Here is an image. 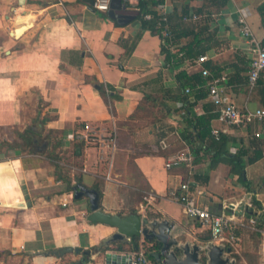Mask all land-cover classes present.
<instances>
[{"label": "crops", "instance_id": "crops-1", "mask_svg": "<svg viewBox=\"0 0 264 264\" xmlns=\"http://www.w3.org/2000/svg\"><path fill=\"white\" fill-rule=\"evenodd\" d=\"M123 3L136 9L138 0ZM89 5L0 0V264H105V249L135 252L120 240L106 246L116 228L88 220V197L75 199L71 189L77 182L100 191L105 212L136 211L167 221L179 244L194 228L206 229L170 197L185 182L194 185L192 193L204 191L195 198L215 213L228 204L242 205L241 216L264 213V137L254 136L259 123L244 129L217 116L211 122L229 136L230 151L243 155L244 181L229 164L210 163L204 151L194 164L192 147L180 134L189 108L211 113L208 94L189 107L184 101L180 73L205 78L195 63L200 55L209 57L203 66L213 75H227L226 90L236 105L264 107L261 90L248 80L253 55L239 23L242 13L264 43V0H164L155 6L160 15L186 14L181 24L191 33L183 44L196 32L201 40L194 50L207 48L193 57L162 32L145 29L138 17L123 24ZM197 13L205 16L195 20ZM20 27L25 29L15 34ZM101 85L110 89L109 105ZM85 123L100 135L116 131L112 157L104 142L76 138ZM161 137L168 143L164 154L157 153ZM180 152L190 153L187 173L166 167ZM55 163L68 166V174L60 175ZM151 245L141 237L136 251ZM62 247L83 251L50 254Z\"/></svg>", "mask_w": 264, "mask_h": 264}, {"label": "built area", "instance_id": "built-area-1", "mask_svg": "<svg viewBox=\"0 0 264 264\" xmlns=\"http://www.w3.org/2000/svg\"><path fill=\"white\" fill-rule=\"evenodd\" d=\"M128 5H135V0H124ZM112 0H94L92 3L93 8L96 11L107 13L111 8ZM204 13H197L193 15L195 20L204 17ZM146 19H151L152 15L147 14ZM239 23L242 27V34L248 38L251 44L252 58L250 61V70L248 74V80L250 85L255 86L258 79L261 76V72L264 70V44L254 37L253 31L246 19V17L240 13ZM158 26H162V33L165 39H171V31L168 26V15L163 12L160 15V21ZM209 59L207 55H200L195 59V63L201 65L202 75L208 79L206 84L207 94L210 101L215 105V111L217 112V119L229 126H236L239 128H250L253 124L259 123L261 128L254 131V136L257 138L264 137V107L251 108H240L233 99L230 97L226 90L225 83L227 81V75L215 76L211 71L203 66V64ZM188 92L189 89L187 88ZM221 130L212 128V134L218 137L221 134ZM76 138L85 144L102 145L104 142L107 146L112 148L111 157L113 156L114 150L116 149V131H112L107 136L100 135L96 129H94L89 123H85L84 129L81 130ZM161 148L165 149L168 147L166 139L160 141ZM191 159L190 153L180 152L172 159L166 162V167L169 169L174 164L183 161H189ZM110 168L112 162L110 163ZM107 179H111V173L108 171L106 175ZM191 183L185 182L178 189L170 191V197L180 202L184 211L187 215L198 219L204 227H208L214 241L223 243L226 241L235 242L238 240L234 233V229L245 226L243 216L236 213L234 210L237 209L235 205L234 210L228 204L221 213H215L209 207L200 204L196 200V196L204 195L203 190H198L197 193L191 192ZM230 208L231 212H227L226 209ZM251 222L254 223L255 219L252 218ZM229 232V237L227 236ZM130 264H150V260L147 257L144 250L135 251L132 253Z\"/></svg>", "mask_w": 264, "mask_h": 264}, {"label": "trees", "instance_id": "trees-1", "mask_svg": "<svg viewBox=\"0 0 264 264\" xmlns=\"http://www.w3.org/2000/svg\"><path fill=\"white\" fill-rule=\"evenodd\" d=\"M164 0H138V3L136 4V9L140 10V14L138 16L139 19H141L143 27L145 29H150L154 32H162V26H158L160 21V14H158L157 11H155L154 7L157 5H161ZM263 7V6H262ZM147 14H151V19H146L145 16ZM186 16V14L183 12L179 16L168 15V26L170 28L171 32V39L174 44H182L181 50L185 49L184 54L189 57H193L195 55H199L200 53L207 50V48L199 49L197 51L194 50V45L196 43L200 42V38L197 36V33H193V36L191 40H189L187 43L183 44L184 37H188L191 32L184 31L182 27V20ZM264 44V43H263ZM164 51H166L167 58H169L170 51H167L166 47H164ZM181 84L183 86V95L185 96V103L188 104V107L192 102L198 101L201 98H204L207 96V89L206 84L208 82L207 78H201L200 76H188L187 73L181 72ZM264 70L261 72V76L257 81V85L255 87L259 88V91L261 90L262 94V102L264 103ZM102 88V95L105 98L107 104L109 105L108 96H112L109 91H105L103 88V85L100 86ZM189 89L187 92L186 89ZM191 99H193L191 101ZM211 113L207 114H201L198 115L192 108H189L187 112V116L185 117L186 122V129H181L180 134L186 139L187 142L192 147V153L194 154V158L192 162L195 164L199 162V153L201 151H204L205 154L210 155V163L217 164L220 161H223L230 165L231 172L236 173L239 175V177L244 181V167L242 166V160L243 155L240 151L231 152L228 148L229 143V136L221 133L218 137L214 136L212 134V119L217 116V112L215 111V105L212 103V108L209 110ZM27 132V131H26ZM192 137L195 138L192 139ZM257 138V137H255ZM162 139V137H161ZM160 139V140H161ZM259 139V138H257ZM159 140V143H160ZM165 149L161 148L159 144V149L157 151L158 154H164ZM189 162L183 161L179 162L177 164H174L169 169H177V168H183V171L185 173L190 171V167L188 165ZM65 181L70 183L71 179L65 178ZM191 187H194V185L191 184ZM254 203H257V201H254ZM133 210H135L133 208ZM230 208L228 207L226 211L228 212ZM251 210V209H250ZM135 212V211H134ZM249 215L257 217L258 220L263 221L264 220V213H257V212H250ZM243 227H238L234 229V233L238 239H240L241 230ZM137 246L134 248L133 245L130 246L131 251H136L139 249V238L136 239ZM160 246V244L154 243L153 246L147 247L145 250V253L147 257L155 264H159L155 258L151 255V251L153 249H157Z\"/></svg>", "mask_w": 264, "mask_h": 264}, {"label": "water", "instance_id": "water-1", "mask_svg": "<svg viewBox=\"0 0 264 264\" xmlns=\"http://www.w3.org/2000/svg\"><path fill=\"white\" fill-rule=\"evenodd\" d=\"M89 7L96 11L91 5L94 0H87ZM140 14L139 9H128L123 3V0H112L111 8L108 15L112 18L118 19L120 23H128L136 19ZM25 27H20L15 31V34H20ZM21 31V32H20ZM78 152L80 149L78 148ZM71 189L74 192L75 199L88 197L89 199V215L88 220L93 224L102 223L116 228L115 233L107 241L106 246L110 245L111 241H123L131 243L135 248L137 246L136 239L143 237L144 240L154 243H159L160 246L151 251V255L159 264H203L199 260V245L190 246L185 244L181 246L176 237L171 235L172 225L167 221L157 222L151 221L148 217L142 216L138 212H131L127 215L119 213L105 212L100 208V191L97 188H90L81 182L72 185ZM232 210L235 205L230 204ZM243 206H237L234 211L238 214L243 212ZM182 250L184 256H178V251ZM81 247H62L50 251V254L61 257L69 252H81ZM226 249L221 245L213 244L209 251V264H229L230 259L224 257ZM231 248L227 249L230 252ZM105 264H130L132 254L130 252H114L111 250H104Z\"/></svg>", "mask_w": 264, "mask_h": 264}, {"label": "rangeland", "instance_id": "rangeland-1", "mask_svg": "<svg viewBox=\"0 0 264 264\" xmlns=\"http://www.w3.org/2000/svg\"><path fill=\"white\" fill-rule=\"evenodd\" d=\"M255 88L257 87L254 86ZM55 164L60 175L68 174L70 170L68 166L60 163ZM68 185L70 186L71 182ZM140 197H142L141 193ZM252 218L255 219L254 223L251 222ZM243 219L245 226L241 230L240 239L235 242L226 241L220 244L218 241H214L209 228L206 227L205 230L194 228L191 235L180 236L183 239V243L180 245H199V260L203 264H209L208 254L213 244L221 245L226 249L224 257L230 259L229 264H264V220L260 222L257 217L251 216L248 213L243 216ZM227 236L229 237V232H227ZM229 247L231 251L227 252ZM177 253L180 257L184 256L181 249Z\"/></svg>", "mask_w": 264, "mask_h": 264}, {"label": "bare ground", "instance_id": "bare-ground-1", "mask_svg": "<svg viewBox=\"0 0 264 264\" xmlns=\"http://www.w3.org/2000/svg\"><path fill=\"white\" fill-rule=\"evenodd\" d=\"M20 25V24H19ZM21 32V31H20Z\"/></svg>", "mask_w": 264, "mask_h": 264}]
</instances>
